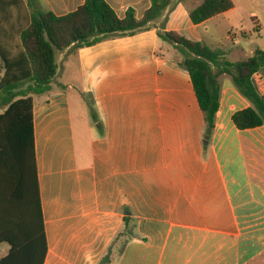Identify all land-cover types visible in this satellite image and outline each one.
<instances>
[{
	"label": "crops",
	"instance_id": "crops-1",
	"mask_svg": "<svg viewBox=\"0 0 264 264\" xmlns=\"http://www.w3.org/2000/svg\"><path fill=\"white\" fill-rule=\"evenodd\" d=\"M144 1L105 0L119 18L130 9L140 18ZM231 1V10L198 26L188 14L187 27L171 28L167 10L135 35L56 54L63 84L54 78L32 111L44 264H99L108 253L109 264H264V127L236 129L233 114L251 105L222 76L218 116L205 136L189 74L158 37L189 40L183 33L203 29L194 42L230 63L247 60L264 51V0ZM84 2L30 0L56 16ZM240 19L253 23L239 38ZM257 79L264 95V69ZM124 213L132 237L120 251ZM2 246L0 259L9 251Z\"/></svg>",
	"mask_w": 264,
	"mask_h": 264
},
{
	"label": "trees",
	"instance_id": "trees-1",
	"mask_svg": "<svg viewBox=\"0 0 264 264\" xmlns=\"http://www.w3.org/2000/svg\"><path fill=\"white\" fill-rule=\"evenodd\" d=\"M177 0L144 1L140 18L133 9L119 18L105 0H85L65 16L32 9L30 0H0V245L9 246L0 264H44L47 244L38 191L34 152L33 97L51 90L57 74L56 54L102 41L135 35L171 8ZM233 8L231 0H203L189 13L198 26ZM164 30V27H161ZM181 58L178 65L190 77L204 119L205 136L214 130L220 106V78L227 76L250 107L236 112L232 123L240 131L264 127V95L257 90V73L264 69V51L230 63L204 42L176 32L159 31ZM92 121L96 115L88 102ZM115 241L123 250L132 237L130 217ZM124 238L123 241H119ZM111 262L108 253L99 264Z\"/></svg>",
	"mask_w": 264,
	"mask_h": 264
},
{
	"label": "rangeland",
	"instance_id": "rangeland-1",
	"mask_svg": "<svg viewBox=\"0 0 264 264\" xmlns=\"http://www.w3.org/2000/svg\"><path fill=\"white\" fill-rule=\"evenodd\" d=\"M203 0H177L169 9L168 13L165 16V19L163 20V23H165L166 25H169L171 28H184L187 27L188 24V14L194 10L196 7L199 6V4H201ZM238 23L242 24L243 28H237V31H234L238 37L240 38V32H247L249 33L251 31V27L247 25V23H250V25L252 26V23L250 20H246V19H240L238 21ZM184 36H186L187 38H189V40L192 41H201L203 40V38H205V33L203 29H198V30H190L189 32H185L183 33ZM204 36V37H203ZM161 40V39H160ZM209 40V39H208ZM216 43V45H214V47L216 46V48H221V44H224L223 41H218L216 38L214 39ZM163 41V40H161ZM165 42V41H163ZM167 45H170L172 47L171 44H169L168 42H165ZM228 43H231V41L228 39ZM215 44V43H214ZM177 54V52H175ZM178 55V54H177ZM179 59H181L178 56ZM66 63V60L63 61V63H59L60 67H64ZM0 69H1V65H0ZM62 69V68H60ZM58 80L59 83L63 84V72L60 71L58 73L57 78H55ZM74 113L76 116L79 115L80 111L78 110V108H74ZM87 115V113H86ZM88 115H90V113H88ZM124 238H121L119 241H123ZM117 245H120V242L116 243ZM7 248V246H2L0 248V255L5 251V249Z\"/></svg>",
	"mask_w": 264,
	"mask_h": 264
},
{
	"label": "water",
	"instance_id": "water-1",
	"mask_svg": "<svg viewBox=\"0 0 264 264\" xmlns=\"http://www.w3.org/2000/svg\"><path fill=\"white\" fill-rule=\"evenodd\" d=\"M205 144H206V142H205Z\"/></svg>",
	"mask_w": 264,
	"mask_h": 264
}]
</instances>
